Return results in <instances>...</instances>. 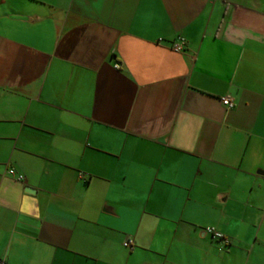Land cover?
<instances>
[{"label": "crops", "instance_id": "1", "mask_svg": "<svg viewBox=\"0 0 264 264\" xmlns=\"http://www.w3.org/2000/svg\"><path fill=\"white\" fill-rule=\"evenodd\" d=\"M260 170L264 0H0V264H264Z\"/></svg>", "mask_w": 264, "mask_h": 264}, {"label": "built area", "instance_id": "2", "mask_svg": "<svg viewBox=\"0 0 264 264\" xmlns=\"http://www.w3.org/2000/svg\"><path fill=\"white\" fill-rule=\"evenodd\" d=\"M174 48L176 50H182L183 48V38H179L177 41L173 44ZM222 102L227 108H233L235 106V101L230 96H223ZM22 177V176H20ZM206 232L210 233L214 238L221 240L225 243H229V238L220 230H218L214 226H210L206 228ZM125 246H132V241L125 242Z\"/></svg>", "mask_w": 264, "mask_h": 264}, {"label": "water", "instance_id": "3", "mask_svg": "<svg viewBox=\"0 0 264 264\" xmlns=\"http://www.w3.org/2000/svg\"><path fill=\"white\" fill-rule=\"evenodd\" d=\"M259 173H262V174H264V170H260V171H259Z\"/></svg>", "mask_w": 264, "mask_h": 264}]
</instances>
